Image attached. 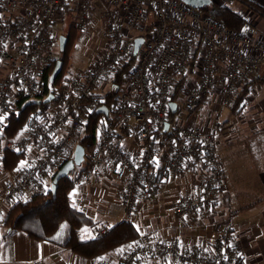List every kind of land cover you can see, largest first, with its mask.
Instances as JSON below:
<instances>
[{"label":"built area","instance_id":"2783aa9c","mask_svg":"<svg viewBox=\"0 0 264 264\" xmlns=\"http://www.w3.org/2000/svg\"><path fill=\"white\" fill-rule=\"evenodd\" d=\"M211 1L217 6L239 3L260 14L243 0ZM67 18L77 40L94 46L92 58L85 70L62 75L47 90V71L61 53L54 27ZM136 30L144 34H130ZM137 38L143 43L134 53ZM131 60L122 84L112 83ZM263 65L264 38L253 36L248 21L239 29L227 28L204 9L179 0H0V67L7 69L0 78V223L9 207L50 191L55 173L73 158L89 116L100 107H106L107 114H99L93 147L84 149L83 184L93 182L107 165L121 182L117 197L123 220L131 221L139 194L155 189L146 180L149 169L179 176L190 161L194 192L179 199L173 214L188 220L195 211L210 208L221 197L222 166L212 132L190 120L209 103L214 111L232 108ZM114 90L106 105V96ZM49 94L51 100L43 103ZM20 99L47 106L29 111L17 134L7 137ZM170 103L176 105L174 113ZM179 104L188 115L185 121ZM124 131L135 135L138 151L121 149L118 136ZM164 139L170 146L161 151ZM6 151L18 156L11 169L5 166ZM105 234L107 229L97 228L93 239ZM217 240L221 255L205 247L201 250L206 252H189L171 239L143 234L119 260L235 264L224 255L233 241L229 227L219 229Z\"/></svg>","mask_w":264,"mask_h":264},{"label":"crops","instance_id":"0c3cea01","mask_svg":"<svg viewBox=\"0 0 264 264\" xmlns=\"http://www.w3.org/2000/svg\"><path fill=\"white\" fill-rule=\"evenodd\" d=\"M243 1L260 14L235 2L230 5L231 9L240 11L241 15L244 13L255 38H264V0ZM238 96L241 99L232 108L214 111L209 103L190 120L214 136L223 185L221 197L215 204L204 207L199 214L195 211L188 220L180 219L173 214V208L181 197L194 192L192 162L182 165L179 176H169L151 167L146 180L155 189L148 195L139 194L133 219L124 221L117 197L121 182L113 170L106 165L93 182L83 184V167H78L64 179L74 183L67 192L69 204L92 222L91 227L80 230V237L93 239L97 228H105L108 232L115 225L126 222L133 227L136 238L150 234L171 239L189 252H206L201 250L205 247L210 253L212 251L211 254H218L221 247L217 240L219 229L226 226L233 235L232 243L225 249L228 257L235 264H264V65L252 85ZM118 140L127 153L139 149L131 132H121ZM167 146L170 142L164 139L160 150ZM135 241L99 257L81 259L70 249L60 247L58 241L33 240L23 230L11 231L3 221L0 223V264H121L120 253Z\"/></svg>","mask_w":264,"mask_h":264},{"label":"trees","instance_id":"16d2710c","mask_svg":"<svg viewBox=\"0 0 264 264\" xmlns=\"http://www.w3.org/2000/svg\"><path fill=\"white\" fill-rule=\"evenodd\" d=\"M204 11L214 15L227 28L239 29L247 23L245 18L231 9V7H228V5L217 6L213 3L210 7L204 8ZM65 30L66 33L64 35L67 38V43L63 51L64 54H62V64L67 61L72 43L75 40L74 37L76 36V31L73 26L69 25ZM146 30L147 27L144 31ZM70 31L72 38L69 37ZM66 54V58L64 57L66 60H64L63 56ZM133 63L134 60H131L123 66L120 73L114 79L116 85L120 86L124 78L130 74V67ZM51 71L52 66L47 71L46 83H50L48 75L50 76ZM64 71L65 67L56 79L50 83L51 85L47 84V90H50L53 84H57L58 79L65 73ZM177 92L178 89L176 93ZM106 99V105H108L112 96L107 95ZM240 99L241 96H238L236 101H240ZM24 102L23 99H20L15 104V111L10 117V124L5 133L7 137H12L14 135L13 133H16L24 119L25 113L34 109L36 106H47L42 102L39 103V105L30 102H25V104ZM98 116L99 114L96 112L89 116V123L85 135L83 139L80 140V145L87 151L91 150L95 142L94 134L97 127L96 124L99 121ZM9 134L13 135L9 136ZM16 159H18V156L10 151H6V168H12ZM73 185V182L67 179H62L56 186L55 196L49 191L45 195H34L23 203L13 205L8 211L4 220V225L11 231L19 229L23 230L29 238L36 241H58L60 243L57 244L60 247L70 249L73 254L81 259H93L99 257L137 239L133 227L126 222H121L109 229L107 234L99 239L83 240L80 237V230L84 227H91L92 222L69 204L67 192L73 187ZM218 255L221 254L218 252ZM224 255L228 257V251H224Z\"/></svg>","mask_w":264,"mask_h":264},{"label":"water","instance_id":"95a60500","mask_svg":"<svg viewBox=\"0 0 264 264\" xmlns=\"http://www.w3.org/2000/svg\"><path fill=\"white\" fill-rule=\"evenodd\" d=\"M185 4H187L188 6L194 8V9H204L207 7H210L212 5V1L211 0H179ZM67 43V38L65 36H59V50L62 53L65 49ZM143 40L141 38H137L134 41V53H136L139 49V47L142 45ZM61 67H62V61L58 60L56 61L53 70L49 76V82L52 83L56 77L59 75L60 71H61ZM52 95L49 94L47 96V98L43 101V103H47L51 100ZM170 109H171V113L175 112V104L174 103H170ZM97 114H107V109L106 107H100L99 109L96 110ZM83 158H84V149L81 145H77L74 149V155L73 158L71 160H68L67 162H65L60 169L55 173L53 179H52V184H51V188L50 191L52 193L53 196H55L56 193V186L58 184V182L64 178H66V176L68 175L69 172H71L75 167H79L81 166L82 162H83Z\"/></svg>","mask_w":264,"mask_h":264},{"label":"rangeland","instance_id":"374dc122","mask_svg":"<svg viewBox=\"0 0 264 264\" xmlns=\"http://www.w3.org/2000/svg\"><path fill=\"white\" fill-rule=\"evenodd\" d=\"M221 6H227V5L221 4ZM228 7H230V6H228ZM234 8H235V6H234ZM243 14L242 15L240 14V15L244 18ZM69 25L72 26L71 23H70L69 18H67L65 23H61V21H59L54 28H55L56 31H58V34H60L59 36H63L66 33L65 27L69 26ZM130 34L138 37V36H142L144 33H142V31H140V30H136L134 32L130 31ZM69 37L72 38L71 31H70ZM74 38H75V40H74V42L72 41L73 43H72V46H71V50L69 51L67 61H65V63L63 62L62 67H61V71H60V72H62V70L65 67V71L64 72H65L66 75L67 74H74L76 72H80V71L85 70L89 66V62H90V60L92 58V56L89 53L94 48L92 43H88L87 45H83L80 41L77 40V36H75ZM62 54H64V52L60 53V59L59 60L62 59ZM66 56H67V54L65 56H63L64 60H66L65 59ZM6 73H7V69L4 68V67H0V78L4 77V75ZM112 83H114V80H113ZM114 92H115V90L110 93V95H112V97H114L116 95V93H114ZM179 107H180V112L182 113L183 121H185L188 118V115L185 113V111H183V108H182V106L180 104H179ZM32 110H34V109H32ZM28 112L25 113L24 119H23L21 125L19 126L18 130L21 128V126H22V124H23ZM13 134H9V136L13 135L12 137H14L17 133H13ZM218 155H219V153H218ZM81 166H79V167H81ZM76 168H78V167H76ZM43 195H45V194H43ZM11 207H9L8 210H10Z\"/></svg>","mask_w":264,"mask_h":264},{"label":"snow or ice","instance_id":"6c2138e0","mask_svg":"<svg viewBox=\"0 0 264 264\" xmlns=\"http://www.w3.org/2000/svg\"><path fill=\"white\" fill-rule=\"evenodd\" d=\"M0 120H2V118H0Z\"/></svg>","mask_w":264,"mask_h":264}]
</instances>
